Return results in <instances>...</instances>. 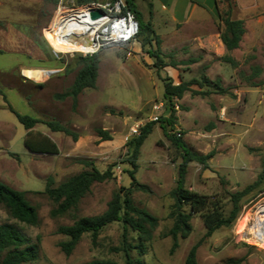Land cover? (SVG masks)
I'll return each mask as SVG.
<instances>
[{
	"label": "rangeland",
	"instance_id": "1",
	"mask_svg": "<svg viewBox=\"0 0 264 264\" xmlns=\"http://www.w3.org/2000/svg\"><path fill=\"white\" fill-rule=\"evenodd\" d=\"M136 2L144 20L152 0ZM217 2L222 13L234 9L238 14L235 0ZM80 6L76 0H0V121L7 125L5 130L0 127V137L3 135V139L0 138V157L3 159L0 182L24 192L38 214L37 225L26 224L15 219L0 203V226H13L36 246L38 259L29 264H87L94 260L125 264L124 253L116 250L121 247V222L107 225L96 243L92 242L91 234H84L69 256L60 247L68 237L59 234L58 229L71 226L82 217L101 215L115 193L131 189L135 206L146 209L159 221L143 256L146 264H184L189 250L200 241L198 264H264V241H255L250 231H246L250 229H245L246 222L252 223L256 216L257 206L264 202V102L258 101L264 99V4L248 18L250 34L243 46L232 52L236 65L220 59L238 69L241 82L223 84L215 78L212 81L219 80L222 87L230 90L229 94L186 93L181 100L175 99L176 120L173 129L168 127L172 135L180 133V139L193 152L214 153L208 160V167L197 162L188 165L185 188L220 200L227 214L232 209L233 194L258 180L261 182L242 199L241 213L231 228H221L205 238L207 230L202 218L200 214H194L191 234L186 239L178 238L179 246L174 252H171L173 239L169 235L173 225L170 213L174 204L172 191L177 185L182 159L181 150L166 138L159 124V119L169 113L161 80L168 75L165 69L157 71L156 60L148 54L149 50L158 49L156 41L144 46L145 37L139 35L133 42L121 46H102L104 42L101 41L99 50L56 54L45 30L53 25L57 13H68ZM159 52L167 63L171 56L176 61L185 56L184 51L164 52L162 44ZM88 55H95L99 60L97 87L84 90L76 105L71 98L56 100L54 96L67 92L74 82L80 68L79 57ZM25 63L29 69L51 72L54 82L41 90L37 86L43 85L48 78L41 80V71H36L33 72L35 81L23 84L20 64ZM191 65H182L180 71L191 73L192 79L202 80L206 76L205 69L202 66L193 69ZM257 69L261 73L254 76ZM214 70L216 73L227 72L217 67ZM7 83H18V86L9 88ZM192 88L195 91L213 90L206 85ZM241 88H258V99L253 100L248 94L238 98L232 90ZM39 100H43L48 112L42 121H58L78 135V140L73 141L61 132L57 155L30 152L24 142L25 128L10 110L12 107L19 114L39 118ZM160 104L162 107L157 109ZM226 106L228 108L223 110ZM152 121L157 124L140 148L134 161L135 168L131 163L133 147L130 141L133 138L127 137L134 125L144 126ZM38 127L47 129L43 124ZM98 129L107 131L112 139L102 141L97 135ZM8 135L12 136L10 143L14 151L11 152H17L19 157L7 155L8 149L1 144V141L7 143ZM83 161H89L100 172L112 166L113 178L94 183L77 211L52 217L51 211L56 205L45 193L49 180L53 181L52 187H57L70 177L91 170L92 167ZM130 171L135 172L140 187L131 184ZM185 210L189 209L186 207ZM128 237L132 245L140 243L138 234L131 229ZM132 256L138 257L137 250L132 251Z\"/></svg>",
	"mask_w": 264,
	"mask_h": 264
},
{
	"label": "trees",
	"instance_id": "2",
	"mask_svg": "<svg viewBox=\"0 0 264 264\" xmlns=\"http://www.w3.org/2000/svg\"><path fill=\"white\" fill-rule=\"evenodd\" d=\"M112 2L115 0H111ZM122 14L131 12L135 15L139 24V35L145 37L143 45H151L156 41L158 49L149 50L150 57L156 60L155 68L157 71L165 69L167 66L177 68L180 65H191L198 61V59H190L187 62H178L171 56L169 63L165 62L159 52V45L161 44L160 38L156 35L151 22H144L141 18L140 12L137 7V0H123ZM95 0H76L78 5H85L94 3ZM218 3V2H217ZM219 17L221 21L220 38L225 45L228 52L236 50L240 47V43L245 34L244 21L234 20L232 18V10L228 9L226 13H222L219 9ZM136 39V38H135ZM223 61L235 66L236 62L230 55H225ZM78 65L80 68L67 92L56 94V100H65L71 98L74 105L77 104L78 97L86 89H95L97 87V79L99 75V60L95 55H88L87 57H79ZM261 73L257 69L254 76ZM162 78V77H161ZM164 86L163 97L166 102V107L169 111L167 117L159 119V124L163 130L164 135L172 144L181 150L182 162L178 167V179L176 188L172 191L174 204L171 209L170 217L173 219V225L169 231V235L173 239L171 252H174L178 246V238L186 239L192 232L191 218L194 214H200L203 224L206 228L205 238L212 236V234L221 228H231L237 221L241 213L242 199L254 191L260 184V180L247 186L243 191L237 192L232 195V209L227 214L225 207L221 204L220 200H213L212 198L201 195L196 192L190 191L185 188V179L187 175L188 165L191 162H197L204 167H208V160L211 159L214 153L203 155L190 150L187 145L175 135L168 131L174 128L175 124V106L174 100H181L186 93L196 95L209 96L212 93L227 95L229 90L222 87L220 81H211L208 77L204 76L202 80L192 79L189 82H182L178 85L174 80L167 76L161 79ZM206 85L213 87L209 91H195L192 86ZM10 110L17 116L18 121L28 130L25 139V145L32 153L41 154H59V148L51 139L42 135L40 132H35L33 129L37 124H45L49 129L54 132H62L67 136L72 137L73 141L78 140V135L71 131L58 121H42L40 119L31 117L29 115H22L14 111L11 107ZM157 123L155 121L145 124L141 128V133L138 137L131 139L130 145L133 147L132 159L133 167L136 168L135 160L139 155L140 148L147 140L149 135L153 132V127ZM98 137L102 141H109L112 139L111 135L103 130H97ZM11 156H16L11 154ZM87 166H91V170L83 171L75 176L70 177L66 181L59 184L57 187H52L53 181L50 179L45 193L50 200L56 205L51 211L52 217L64 216L72 211H77L78 206L83 198L90 192L94 183H103L113 178L112 166L107 171L100 172L92 166L89 161H83ZM264 168V162L262 164ZM129 177L132 185H137L135 172L130 171ZM262 177H260L261 179ZM0 203L4 204L10 211L11 215L20 222L37 225L38 214L36 209L27 201L25 193L17 191L8 185L0 182ZM189 210H185V208ZM114 222H121L123 225V235L121 247L116 250L122 251L125 256V264H146L143 256L146 254L147 243L153 238V232L158 227V219L153 216L146 209H141L135 206L132 198V190L126 189L115 193L112 200L109 202L107 210L101 215L94 217H82L74 222L71 226H61L58 233L68 237L67 241L60 243L62 251L69 256L76 248L84 234H91L92 242L96 243L101 231L109 224ZM138 234L139 244L132 245L129 241L128 230ZM202 241L196 243L188 252L184 264H198L197 251ZM137 250L138 257L132 256V251ZM38 251L35 245L29 243L27 238L22 235L17 229L9 225L0 226V264H29L37 261ZM87 264H118L111 260H94Z\"/></svg>",
	"mask_w": 264,
	"mask_h": 264
},
{
	"label": "crops",
	"instance_id": "3",
	"mask_svg": "<svg viewBox=\"0 0 264 264\" xmlns=\"http://www.w3.org/2000/svg\"><path fill=\"white\" fill-rule=\"evenodd\" d=\"M235 1L238 14L233 9L232 18L234 20L244 21L245 26V34L240 43V47L238 48L240 49L244 44V40L250 34V29L247 22L248 18L252 17L251 15L253 13H257L260 4L264 3L261 0ZM149 8L150 12L148 13V17L143 21L151 22L156 35L161 40L162 50L164 52H167V50L168 52L184 51L185 56L178 58V62H187L192 58L198 59L196 63L191 65V68L194 69L202 66V68H204L206 71V77H208L211 81L215 78H218L223 84L241 82L240 76L237 73V68H231L229 66L230 64L227 65L220 62V59H222L226 54H229L236 62V59L233 57L232 52L237 51L238 49L228 52L220 38L221 21L219 17V5L217 3V0H152V2H149ZM187 56L191 57L189 58ZM181 66L182 65L178 66L177 68H174L172 66L165 67L166 74L174 80V83L176 85L182 82H189L192 79L191 73L189 74V72L180 71L179 67ZM20 67V78L22 79L23 84H26V82L30 80L35 81L33 80V78H36V76L33 72L41 71L29 69V66L26 63L20 64ZM216 67L222 70H226L227 72L216 73L214 70V68ZM53 78L54 76H42L41 80H46L44 81L43 85H38L37 87L41 88L42 90L43 88H45V86L47 87L48 84L54 82L55 79ZM7 86L9 88L16 87L18 86V83H7ZM232 92L238 98H240L242 94H248V97L253 100L258 96V88H241L240 90L234 89L232 90ZM3 98L5 100L7 99L4 96ZM23 99L26 100V95L23 96ZM256 99H258V97ZM42 101L43 100H39L37 103V110L40 112V116L37 119L40 120H42L44 114H48L46 105ZM258 101L264 102V99H259ZM228 107L226 106L222 109L225 110ZM37 125L39 126V124ZM37 125L33 130L35 132L42 133V135L44 136H47L59 147L58 140L62 138L61 132H54L45 124L43 125L46 126L47 129L40 130ZM6 126L7 125L5 123L0 121V127L2 129L5 130L7 128ZM10 130L11 129H9V131ZM27 133L28 130L25 129L24 142L27 137ZM0 138L3 139V135ZM11 139L12 136L8 135L6 138L7 143L1 141V144L4 146V148L8 149L7 155L14 154L19 157L17 152H11L14 151L12 150V144L10 143ZM2 160L3 159L0 157V163L2 162ZM12 161L15 163L17 162L15 159H12Z\"/></svg>",
	"mask_w": 264,
	"mask_h": 264
},
{
	"label": "bare ground",
	"instance_id": "4",
	"mask_svg": "<svg viewBox=\"0 0 264 264\" xmlns=\"http://www.w3.org/2000/svg\"><path fill=\"white\" fill-rule=\"evenodd\" d=\"M55 18V22L45 30V34L47 40L56 50H54L56 54L59 52L95 51L102 45L101 41L104 42L108 37L106 36L107 30L102 28L104 20L94 22L89 19L86 9L72 10L68 13L59 12ZM51 74L48 71H41L40 77H47ZM262 209L263 207H261ZM255 222V227H259L263 220L256 217ZM259 239V243L264 241Z\"/></svg>",
	"mask_w": 264,
	"mask_h": 264
},
{
	"label": "built area",
	"instance_id": "5",
	"mask_svg": "<svg viewBox=\"0 0 264 264\" xmlns=\"http://www.w3.org/2000/svg\"><path fill=\"white\" fill-rule=\"evenodd\" d=\"M123 4H124L123 0H115L113 2H107V3L94 2L91 4L81 5L80 7L73 8L70 11L86 9L89 19H90L89 17L90 11H93V10L102 11L104 13L103 16L96 20H93L94 22H100L104 20V26L102 28L107 30L106 36L108 37L105 38L104 44L102 46L104 45L121 46V45H125V44L133 42L139 33V24H138V21L135 15L131 12L122 14ZM101 47H99V49ZM161 107H162V104H160L156 108L159 109ZM158 119L159 118H155L154 120H158ZM142 127L143 126H140V125H134L133 127H131L127 139L138 137L141 133ZM176 136L181 137V134L177 133ZM261 207H263L262 210H261ZM257 209L258 210H257L256 216L254 217L252 223H249V221H247L245 224V229H250L249 230L250 235L253 237L255 241L259 242L260 240L259 238L264 240V202L260 203L257 206ZM256 217L261 218L263 220L262 224L259 227H255ZM249 225H250V228H248Z\"/></svg>",
	"mask_w": 264,
	"mask_h": 264
},
{
	"label": "water",
	"instance_id": "6",
	"mask_svg": "<svg viewBox=\"0 0 264 264\" xmlns=\"http://www.w3.org/2000/svg\"><path fill=\"white\" fill-rule=\"evenodd\" d=\"M103 14L104 13L102 11H100V10H93V11H90L89 17H90L91 20H96V19L102 17Z\"/></svg>",
	"mask_w": 264,
	"mask_h": 264
}]
</instances>
